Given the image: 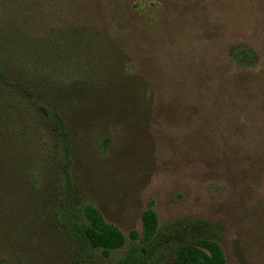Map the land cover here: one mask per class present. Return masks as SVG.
Returning <instances> with one entry per match:
<instances>
[{"label":"rangeland","instance_id":"obj_1","mask_svg":"<svg viewBox=\"0 0 264 264\" xmlns=\"http://www.w3.org/2000/svg\"><path fill=\"white\" fill-rule=\"evenodd\" d=\"M0 68L69 109L77 200L125 236L152 207L161 225L213 223L228 264H264V0H0ZM34 127L40 164L0 184V260L71 264Z\"/></svg>","mask_w":264,"mask_h":264},{"label":"trees","instance_id":"obj_2","mask_svg":"<svg viewBox=\"0 0 264 264\" xmlns=\"http://www.w3.org/2000/svg\"><path fill=\"white\" fill-rule=\"evenodd\" d=\"M232 58L248 68L257 60L247 47L233 49ZM69 117V109L61 103L30 88L25 81L14 80L0 68V184L16 183L20 166L40 164L28 152L35 147L34 125L44 127L50 164L57 167L60 183L44 195L42 202L72 247L71 264H162L165 251L173 253L172 264H228L215 238V225L205 219L182 217L161 225L157 212L149 207L141 216V232L133 231L127 237L96 206L78 201L73 171L75 141L68 128ZM111 142L104 140L102 147L108 148ZM123 249L125 253L112 261L113 253ZM0 264L10 263L0 260Z\"/></svg>","mask_w":264,"mask_h":264}]
</instances>
